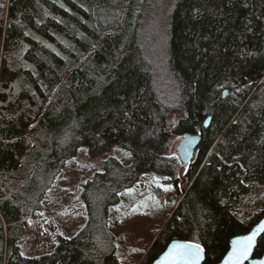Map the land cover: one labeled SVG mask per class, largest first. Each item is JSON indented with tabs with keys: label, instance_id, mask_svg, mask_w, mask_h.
<instances>
[{
	"label": "trees",
	"instance_id": "trees-1",
	"mask_svg": "<svg viewBox=\"0 0 264 264\" xmlns=\"http://www.w3.org/2000/svg\"><path fill=\"white\" fill-rule=\"evenodd\" d=\"M147 1L0 0V264H150L174 238L199 242L214 264L264 215V0H175L168 98L139 39ZM185 132L200 139L183 167L172 147ZM79 145L92 156L119 145L131 160L110 155L80 183L87 216L74 235L22 253L28 217ZM182 169L177 205L124 258L110 207L147 173L177 185ZM254 184L262 198L244 220L234 201ZM263 250L264 233L253 256Z\"/></svg>",
	"mask_w": 264,
	"mask_h": 264
},
{
	"label": "rangeland",
	"instance_id": "rangeland-1",
	"mask_svg": "<svg viewBox=\"0 0 264 264\" xmlns=\"http://www.w3.org/2000/svg\"><path fill=\"white\" fill-rule=\"evenodd\" d=\"M175 0H148L140 9L138 34L144 52L153 59L159 71V85L167 98L171 93L170 79L166 73V55L168 39V14ZM180 137L174 141L172 152ZM117 157L122 163L131 160L128 149L113 145L109 150L97 155H89L85 145H79L75 154L68 158L58 174L54 188L48 191L43 202L45 210L35 211L28 217L23 234L20 237V251L26 255H37L52 250L59 235H74L87 216V206L81 194V182L100 171L101 161L108 156ZM174 185L171 180L156 173H147L134 185L120 193L119 201L110 207L108 215L109 229L116 238L122 256H127V246L131 239L140 243L153 241L155 229L161 223L166 212L172 211V199L183 191L188 182L182 177ZM261 185L254 184L235 204V213L247 220L255 213L262 198ZM175 207V206H174ZM124 252V253H123ZM125 254V255H124ZM134 264V263H129Z\"/></svg>",
	"mask_w": 264,
	"mask_h": 264
},
{
	"label": "water",
	"instance_id": "water-1",
	"mask_svg": "<svg viewBox=\"0 0 264 264\" xmlns=\"http://www.w3.org/2000/svg\"><path fill=\"white\" fill-rule=\"evenodd\" d=\"M227 93V89L223 90V94ZM173 121V118L171 119ZM209 122V117L204 120V125H207ZM172 124V122H171ZM200 136L198 133L193 132H185L179 139L178 143L175 145V153L178 155V158L181 162V165L184 167L186 166L191 158L193 157L195 148L199 142ZM174 206L177 205L178 201L172 200ZM253 231L256 232V240L253 244L252 249L248 252L245 258H242L238 262H231V264H264V250L260 256H253L254 248L258 242L260 236L264 233V215L245 233L237 234L231 237L229 247L224 253V255L214 264H230L228 261V257L230 253L233 251L234 248V241L250 235ZM182 244H199L201 245L203 251L201 253V259L198 261V264H204V257H205V250L202 244L199 242L188 240V239H181V238H174L167 242L163 250L151 261L150 264H168L165 261L166 255L169 253L170 250L173 249L175 245H182ZM175 264H185V261L178 260Z\"/></svg>",
	"mask_w": 264,
	"mask_h": 264
},
{
	"label": "snow or ice",
	"instance_id": "snow-or-ice-1",
	"mask_svg": "<svg viewBox=\"0 0 264 264\" xmlns=\"http://www.w3.org/2000/svg\"><path fill=\"white\" fill-rule=\"evenodd\" d=\"M256 235V232L253 231L250 235L244 236L233 242L234 248L228 257L230 264L231 262H238L247 256L255 243ZM202 251L203 249L199 244L175 245L166 255L165 261H167L168 264H175L178 260L185 261V264H198V261L201 259Z\"/></svg>",
	"mask_w": 264,
	"mask_h": 264
}]
</instances>
